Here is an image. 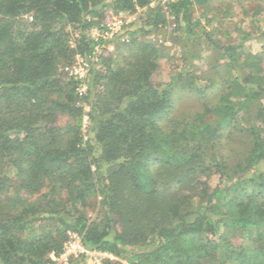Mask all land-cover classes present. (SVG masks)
I'll return each instance as SVG.
<instances>
[{"label":"trees","instance_id":"obj_1","mask_svg":"<svg viewBox=\"0 0 264 264\" xmlns=\"http://www.w3.org/2000/svg\"><path fill=\"white\" fill-rule=\"evenodd\" d=\"M208 1L171 5L186 45L200 25L191 22L193 6ZM149 2L0 0V264H48L49 253L63 251L67 232L85 249L126 264H264V49L246 52L241 42L222 45L205 33L225 62L222 81L179 73L157 82L158 46L136 40L133 31L122 64L106 63L104 50V69L92 66L87 74L86 139L80 133L77 81L70 77L62 86L58 66L92 50L84 30L98 26L107 9H143L142 30L165 27L161 9ZM69 24L78 28L74 48ZM219 87L214 104L162 124L175 89L202 96ZM63 114L73 119L65 129L55 126ZM8 169L19 183L7 203ZM43 183L65 191V206L47 233L38 206L17 194ZM94 195L100 213L90 219L84 208ZM234 235L249 242L236 246Z\"/></svg>","mask_w":264,"mask_h":264},{"label":"rangeland","instance_id":"obj_2","mask_svg":"<svg viewBox=\"0 0 264 264\" xmlns=\"http://www.w3.org/2000/svg\"><path fill=\"white\" fill-rule=\"evenodd\" d=\"M117 12L111 8L104 11L101 19H97L98 26H91L84 30L85 35L89 39H94L99 31L100 24L108 18L116 15ZM133 14V13H131ZM128 14V15H131ZM166 18V25L160 29H144L140 28L139 17L143 16V13L138 12L136 21L129 26L124 32L126 38L125 41L115 40L108 46L107 52L102 54L103 59H106V63L113 62L120 65L123 63L122 58L128 51L130 45V33L134 31L135 39L138 41L149 40L155 42L160 52L159 68L154 72V80L157 82H167L172 76L176 74L192 73L195 76L203 79H212L217 82L224 74V60L217 55V52L213 50L210 43L204 39L205 33L209 34V37L222 45H237L242 43V48L246 52H261L264 49V0H209L202 6H193V14L191 22L196 20L200 21V25L195 29L198 36L191 38L187 41V45L181 38L180 28L175 17L167 18L165 13H162ZM24 18L27 22H31V15H25ZM77 25H67L65 30L69 32V46L74 48L76 34L78 32ZM149 30V31H148ZM148 31V32H147ZM190 53L193 54V58H190ZM102 56L94 63V67L97 70H103L104 64L102 62ZM102 59V60H101ZM76 64L75 56L70 63H62L58 66L56 77L59 79L62 86H65L70 79L69 70ZM222 80L220 79L219 82ZM76 85V82H75ZM87 81L83 87L84 94L79 96L76 93V104L83 108L82 125L79 128L80 133L86 139L87 130L89 126L88 119V105L84 100V95L87 90ZM75 91V87H74ZM221 87L210 88L204 95H199L190 90L175 89L172 100L174 103L171 111L163 118V125H167L168 120L177 117H188L193 113L200 111L204 102L214 104L220 94ZM73 124V119L69 115H59L55 121V126L60 128H67ZM5 170V169H4ZM6 176L8 177L7 189L5 192V201L8 203L11 196L16 192L19 179L14 175V171L7 170ZM210 186L213 187L218 183V178L212 175L209 179ZM55 191V190H54ZM17 194L27 203H34L38 206V218L44 232H53L57 221L55 214L60 213L61 207L65 201V191L52 192L47 183H43L38 191L32 193H26L24 190L18 189ZM99 196H93L84 211L90 219L95 218L100 213L99 208ZM65 206V205H64ZM64 206L62 208H64ZM69 208L67 204L66 209ZM7 209L15 212L14 206L11 207V203L8 204ZM6 208L4 209V212ZM7 216L3 217V220ZM36 226H39L37 223ZM39 229L35 227L34 232L37 233ZM67 239L64 244L69 240L68 232ZM26 234H24L25 236ZM76 240L72 242H76ZM232 242L237 246L240 244H247V236L234 235L232 236ZM87 250V249H86ZM56 257L53 252L49 253L48 258L50 262L48 264H72V259L78 258V264H106L107 260L118 261L126 264L124 260H121L111 254L100 251L87 250L85 253H77L68 256L65 263L64 259H60V255Z\"/></svg>","mask_w":264,"mask_h":264},{"label":"built area","instance_id":"obj_3","mask_svg":"<svg viewBox=\"0 0 264 264\" xmlns=\"http://www.w3.org/2000/svg\"><path fill=\"white\" fill-rule=\"evenodd\" d=\"M179 0H150L149 7L158 6L162 13L166 14L167 18H171L173 14L170 12V7ZM143 9H137L131 15L125 12H117L116 15L106 18L99 26L96 38L93 39L94 46L92 50L82 56L80 54L75 55L76 64L69 70L70 77H75L77 85L75 87V93L79 96L84 94V85L86 83V77L94 63L100 59L102 51L108 50L109 44L115 40L125 41L124 36L125 30L129 28L137 19V13ZM69 240L64 244L63 253L60 255V259H64L65 263L68 256L77 253H85L87 250L81 243L80 237L75 234L68 232ZM76 242H72L76 240Z\"/></svg>","mask_w":264,"mask_h":264}]
</instances>
